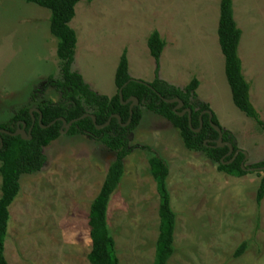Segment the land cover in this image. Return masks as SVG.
Wrapping results in <instances>:
<instances>
[{"label": "rangeland", "instance_id": "obj_1", "mask_svg": "<svg viewBox=\"0 0 264 264\" xmlns=\"http://www.w3.org/2000/svg\"><path fill=\"white\" fill-rule=\"evenodd\" d=\"M231 1L241 30L242 74L262 124L231 100L216 32L219 0H81L75 5L70 68L92 91L108 97L116 92L114 73L123 49L132 79L158 77L184 90L195 77L194 109L206 104L247 154L245 174L219 171L203 152L185 148L167 119L141 107L139 123L127 134L130 152L122 176L107 202L117 264L154 259L159 199L144 146L168 166L175 251L165 264H264V194L256 202L261 169H247L264 160V0ZM154 30L165 43L157 61L147 47ZM55 45L48 9L0 0V122L20 107L60 100L58 91L44 86L49 76L60 77ZM43 153V166L20 176L18 194L8 206L3 256L7 264H90L89 207L114 152L86 134L61 131ZM241 242L246 248L233 256Z\"/></svg>", "mask_w": 264, "mask_h": 264}, {"label": "trees", "instance_id": "obj_2", "mask_svg": "<svg viewBox=\"0 0 264 264\" xmlns=\"http://www.w3.org/2000/svg\"><path fill=\"white\" fill-rule=\"evenodd\" d=\"M24 1L35 3L49 11V32L56 41L55 52L59 60L60 77L56 79L49 76L44 86L53 87L58 91L60 100L57 102L47 99L39 101L35 107L39 112H32L33 119L29 112L30 108L23 106L8 120L0 122V264H7L3 256V242L9 219L8 206L18 194L20 176L34 173L43 166L45 162L43 148L56 139L60 135V130H63L62 121L58 120L59 117L68 123L84 113L93 115L94 122L90 116L78 119L70 124L66 133L86 134L90 138L99 140L104 147L114 152V157L107 166L99 191L89 207L88 226L91 245L86 257L90 264L118 263L114 241L107 228V202L122 176L123 159L130 152L127 134L139 123L142 116L141 107L167 119L178 130L185 148L203 152L217 163V170L232 176H241L247 172L241 167L244 157L241 152L237 153L229 163L221 161V159L223 161L230 160L237 148L228 137L227 132L221 129L222 140L233 146L232 154L226 156L228 147L216 146L218 134L210 125L208 114L204 112L199 118L200 113L209 110V107L206 104H200L196 110L190 101L191 96H195L194 90L198 85L195 77L190 80L184 90L176 88L158 77H154L150 82L132 79L128 74L126 50L123 49L114 73L113 81L116 92L110 97L97 94L83 81L78 72L70 68L76 46V32L69 22L75 14V5L81 0ZM216 32L220 52L224 59V74L233 104L246 116L254 119L258 124H262L263 121L250 101L249 85L242 74L238 55L241 30L234 20L231 0H219ZM164 44V40L156 30L149 34L147 47L154 60H158ZM119 90H121V100L119 99ZM130 97L136 98L135 105L130 107L131 101L121 102ZM172 98H178L182 102V106L177 110H174L176 102L168 103L163 100ZM184 107H189L191 110L190 124L186 113L182 116L177 114ZM113 114H117L120 121L112 116L106 126L96 128L97 125L105 123ZM39 115L41 116L40 122H38ZM55 119L56 121L49 125ZM200 121L201 127H199ZM211 122L220 128L213 113ZM22 125H24L25 131L31 127L27 133L30 135L29 139L1 132V130L14 132ZM197 128H199L198 131L193 130ZM144 148L150 153L148 164L156 183L159 199L158 235L152 264H165L175 251L173 244L175 213L170 206V197L165 181L168 166L165 159L151 147L144 146ZM252 167H264V160ZM263 194L264 169L261 170L256 202L262 199ZM246 245V242H241L233 256H238L246 248Z\"/></svg>", "mask_w": 264, "mask_h": 264}, {"label": "water", "instance_id": "obj_3", "mask_svg": "<svg viewBox=\"0 0 264 264\" xmlns=\"http://www.w3.org/2000/svg\"><path fill=\"white\" fill-rule=\"evenodd\" d=\"M119 99H120V100L122 99L121 90H119ZM163 100H164L165 102H168V103L176 102L177 104L175 105L174 110H177L178 108H180V107L182 106V102H181L178 98L163 99ZM127 101H131L130 107H131L132 105H135V104L137 103V100H136L135 97H130V98L127 99L126 101H121V102H122V103H126ZM33 111L39 112L38 109H36V108H32V109L30 108V109H29V112H30V115H31L32 119H33V114H32ZM202 112H203V113L205 112V113L208 114V120H209V122H210V125L212 126V128H213V129L217 132V134H218L217 139H216V146H217V147L227 146V147H228V152L226 153V156L232 154L233 146L231 145V143L222 140V132H221V128L217 127L216 125H214V124L211 122L212 112H211L210 110H204V111H202ZM185 113L187 114L188 123L190 124L191 110H190L189 107H184L180 112H177V114L180 115V116L184 115ZM86 116H90V118L92 119V121H93V122L95 121V117H94L93 115H89L88 113H84V114H82L79 118L72 119V120H70L68 123H66L65 120H64L62 117H59L58 120L62 121V128H63V130H60V133H61V131L65 132V131L68 129V127L70 126V124H71L72 122H74V121H76V120H78V119L84 118V117H86ZM112 116H115V117L118 119V121H120V117H119L117 114H113V115H111V116L108 118V120H107L105 123H103L102 125H97L96 128H101V127L106 126V125L109 123V121H110V119H111ZM40 118H41V116L39 115L38 122H40ZM199 118H201V115L199 116ZM32 121H33V120H32ZM55 121H56V119L53 120V121H51V122L49 123V125L52 124V123H54ZM127 122H128V121H127ZM127 122H126V124H127ZM41 126H43V125H41ZM199 127H201V121H200V125H199ZM30 128H31V127H30ZM30 128L28 129V131H25L24 125H22V127L16 129L14 132H9V131H7V130H1V132L7 133V134H11V135H20V136H21L22 138H24V139H29V138H30V135H27V133H29ZM193 130H194V131H198L199 128H197V129H193ZM0 146H1V143H0ZM239 152H241V153L244 155V157H243V159H242V162H241V167H242V169H244V168H243V163H244L245 159L247 158V154H246L245 152H243V151L238 150V149H236V150L233 152V155H232V157H231L230 160H228V161H223V160L221 159V161H222L223 163H229V162H231V161L235 158V156H236L237 153H239ZM247 169H248V170H253L254 168H247ZM260 169L262 170V169H264V167H260Z\"/></svg>", "mask_w": 264, "mask_h": 264}]
</instances>
